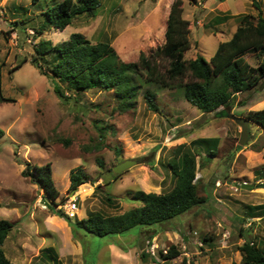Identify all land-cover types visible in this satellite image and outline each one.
<instances>
[{"label":"rangeland","instance_id":"obj_1","mask_svg":"<svg viewBox=\"0 0 264 264\" xmlns=\"http://www.w3.org/2000/svg\"><path fill=\"white\" fill-rule=\"evenodd\" d=\"M57 1L0 0V127L5 131L0 136V219L15 222L4 244L7 256L16 264H47L40 250L54 246L63 264H235L242 260L239 248L245 241L264 248V216H248L247 207L264 203V128L249 119L248 140L240 145L242 127L235 119L264 109V82L239 93L231 107L218 109L226 110L220 114L201 112L184 98L183 88L168 87L158 90L160 110L152 111L144 98L145 90L153 88L149 84L136 107L126 112L116 109L113 90L69 91L65 99L56 92L57 77L47 69L55 56L34 60L35 43H58L81 32L94 43H111L123 60L135 62L141 53L165 43L174 0H101L95 17L82 15L65 29L38 32L45 11ZM252 1L184 0L193 42L185 57L201 54L209 59L232 36L241 15H257ZM257 1L264 13V0ZM246 58L259 63L255 51ZM1 94L11 99L2 100ZM97 124L112 126L101 129L106 132L101 149L95 148L102 139ZM200 137L220 138L214 157L198 148L199 191L209 201L162 223L120 234L101 237L82 231L75 237L65 218L50 220L56 214L42 200L45 191L31 176L22 175L27 162L50 161L56 165L53 177L60 191L55 208L65 210L77 198L80 211L119 214L141 205L132 198L135 189L157 191L154 185L161 176V191L170 189V148ZM143 157L153 159L154 166L138 161ZM125 159L138 163L114 178L113 167ZM65 162L82 166L90 176L74 194L70 185L63 189L59 169ZM172 245L180 255L164 260L160 252L166 254Z\"/></svg>","mask_w":264,"mask_h":264},{"label":"trees","instance_id":"obj_2","mask_svg":"<svg viewBox=\"0 0 264 264\" xmlns=\"http://www.w3.org/2000/svg\"><path fill=\"white\" fill-rule=\"evenodd\" d=\"M38 1L32 0L33 3ZM189 1L199 3V0ZM252 4L259 10L257 15H241L232 36L221 41L209 59L201 54L191 59L185 57V52L193 43L191 22L184 17V0H174L167 22L165 43L148 54L141 53L138 61L123 60L111 43H94L81 32L73 33L68 40L58 43L39 40L34 44V60L50 54L55 56L47 69L57 77L59 84L56 92L65 99L70 97L69 91L81 93L92 89L113 90L117 100L116 109L126 112L136 107L141 90L149 84L153 88L148 87L145 90L144 98L152 111L160 110L157 102L158 90L168 87L183 88L184 98L201 112L218 111L220 114L226 110L218 109L231 107L239 93L264 82V60H261L264 55V13L257 0H253ZM100 6L101 0L57 1L45 11L46 18L40 24L38 32L42 33L51 28L65 29L82 15L95 17ZM250 51L256 52L259 58L257 65L246 58ZM162 61L166 63L164 70ZM42 70L46 71L43 65ZM1 99L11 98L1 94ZM247 119L254 120L264 128V109L251 110ZM96 127L100 129L102 139L95 148L101 149L105 145L106 137V132L101 129H106L107 126L97 124ZM4 134V129L0 127V136ZM219 143V137H200L189 144L184 142L171 147L166 165L172 174L170 189L159 193L147 192L142 188L135 189L131 192L132 198L141 205L113 215L89 211L85 218L72 219L63 209L55 208L59 205L55 200L60 196V191L56 186L53 163L50 161L42 165L27 162L22 175L31 176L45 191V198L53 205V214L68 221L75 237L82 231L103 237L127 232L138 225L162 223L198 205L206 204L209 197L200 194L198 185L197 156L201 155L198 148L205 149L210 158L216 156ZM157 149L155 147L154 151ZM116 152L119 154L120 148L117 147ZM161 160L162 156L159 158ZM138 161L154 166L153 159L149 160L147 157L139 158ZM113 176L118 178L120 174L113 173ZM89 177L82 166L73 168L70 173V187H79L88 182ZM107 198L113 200L111 195ZM247 207L251 210L248 216H264V203ZM14 227L15 222L0 219V264H16L4 249L6 239ZM204 240L207 241L208 238L205 237ZM239 249L242 260L235 264H264V248L255 241H245ZM160 254L164 260H168L179 256L180 251L176 245H172L166 254L163 251ZM145 256L147 254L143 252L142 257ZM39 257L46 259L47 264H63L54 246L44 247Z\"/></svg>","mask_w":264,"mask_h":264},{"label":"water","instance_id":"obj_3","mask_svg":"<svg viewBox=\"0 0 264 264\" xmlns=\"http://www.w3.org/2000/svg\"><path fill=\"white\" fill-rule=\"evenodd\" d=\"M235 119L239 124H241L242 132H241L240 145H244L249 137V129H250L249 119L244 117H236ZM137 163L138 161L136 159H125L113 167L114 173L120 174L128 170L132 166L136 165ZM243 185H249V184L244 183ZM77 190L78 187L73 189L71 193L74 194ZM42 200L48 206L49 209L52 208L53 205L49 202L47 198H43Z\"/></svg>","mask_w":264,"mask_h":264},{"label":"crops","instance_id":"obj_4","mask_svg":"<svg viewBox=\"0 0 264 264\" xmlns=\"http://www.w3.org/2000/svg\"><path fill=\"white\" fill-rule=\"evenodd\" d=\"M179 138L180 137H182V136H178ZM158 148H160V147H158ZM61 163V162H60ZM65 163H67L66 165H62V166H60V169H59V171H60V173H61V178H62V180L65 182L64 183V185H63V189H66L67 187H68V185H70V183H71V181H70V173H71V170L73 169V168H75V167H73L72 165H70L68 162H65ZM54 167H56V165L55 166H53V171H54ZM78 167V166H77ZM55 176H56V174H55ZM55 179H56V177H55ZM160 179L161 180H158L159 182H157V184H155L154 185V187H156V188H159L157 191H147V192H161V187H162V184H164V181H165V177L163 178L162 176L160 177ZM147 187H150L149 185H146ZM146 187V188H147ZM146 188H144V189H146ZM78 189H79V187H78ZM93 189V188H92ZM107 200L110 202V201H113V200H109L108 198H107ZM79 210V211H78ZM78 210H77V215H79V218L80 219H82V218H85V217H87L88 216V211L87 210H85V209H82L81 208V211H80V209L78 208ZM79 212V213H78ZM50 218V220L52 221V220H55V219H59V217H58V215H54V216H51V217H49ZM61 219V218H60ZM63 220V219H62ZM67 221V220H66ZM6 247V246H5ZM43 249V248H42ZM41 249V250H42ZM82 249V248H81ZM41 250H40V252H41ZM39 255H40V253H39ZM59 258H60V260L62 261V259H61V257L59 256ZM63 262V261H62Z\"/></svg>","mask_w":264,"mask_h":264},{"label":"built area","instance_id":"obj_5","mask_svg":"<svg viewBox=\"0 0 264 264\" xmlns=\"http://www.w3.org/2000/svg\"><path fill=\"white\" fill-rule=\"evenodd\" d=\"M60 207H63V206L61 205ZM64 209H65L64 211L66 212V214L70 218L76 217L77 216V210H78L77 198H74V199L70 200L67 204H65Z\"/></svg>","mask_w":264,"mask_h":264}]
</instances>
